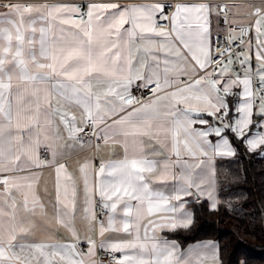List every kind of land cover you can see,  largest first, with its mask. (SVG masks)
Listing matches in <instances>:
<instances>
[{"label": "snow or ice", "instance_id": "obj_1", "mask_svg": "<svg viewBox=\"0 0 264 264\" xmlns=\"http://www.w3.org/2000/svg\"><path fill=\"white\" fill-rule=\"evenodd\" d=\"M5 7L9 11L0 14V264H97L98 248L110 264H193L177 255L175 241L156 231L191 225L192 216L180 203L186 196L207 191L210 209L216 210L214 158L236 155L229 133L247 151L264 153L261 20L255 21V52L250 43L238 54L241 76L228 67L234 63L230 49L225 62L210 41L213 9L226 14L227 5L109 2L91 3L86 12L69 4ZM25 13L37 16L26 22ZM133 86L151 92L147 102L132 95ZM64 133L73 146H91L83 133L95 137L97 151L101 142L119 144L124 155L98 165L86 158L78 164L77 180L56 148ZM143 137L159 148L145 151ZM42 144L51 153L47 164L39 155ZM165 152L162 160L148 158ZM42 166L55 170L52 198L40 195L37 175H5ZM169 182H174L169 192L153 190V184ZM77 222L84 226L83 237ZM54 226L63 227L70 242H60ZM97 231L101 237L112 232L126 238L101 239L98 245L92 236ZM37 232L55 242L37 241ZM198 247L220 264L216 244Z\"/></svg>", "mask_w": 264, "mask_h": 264}, {"label": "crops", "instance_id": "obj_2", "mask_svg": "<svg viewBox=\"0 0 264 264\" xmlns=\"http://www.w3.org/2000/svg\"><path fill=\"white\" fill-rule=\"evenodd\" d=\"M13 3L11 4H19L21 6L24 5H33V6H39L41 4H49V5H58V4H69V5H80L84 6L83 11H87V5L91 3H109V2H118L122 6H129V5H141V4H153V3H163V4H170L173 7L177 4H199V3H206L209 5H215L212 0H12ZM10 5V4H9ZM228 12L230 14V17L228 18V22L232 25H239L241 27H248L250 30V36L248 42L244 46L243 52H247L249 49V44L251 43L252 51L255 52L256 49V27H255V21L260 19L262 25H264V12L260 14V16H255L252 13L255 11V9H264V0H253L249 2H241V3H232L227 6ZM9 10L4 5H0V14L7 13ZM214 12L215 9H213V12L209 18V30H210V41L212 39V36L215 33L223 31L222 27L217 26L215 19H214ZM169 16H171L172 11L169 10L168 12ZM37 16L36 13H25V20L26 22L35 19ZM37 27L40 26V21L37 20ZM262 31H264V27H262ZM234 36L238 35L237 32L232 33ZM38 36V34H37ZM261 39H264V36H261ZM38 47V45H37ZM253 64H256L257 62L253 59ZM229 69H233L231 65H228ZM241 74V76H243ZM15 83V82H14ZM242 86L240 89H235V91H241ZM230 99H236L235 97H230ZM73 112H75L76 116L79 118L80 112L76 109H72ZM206 119H209L213 124H215V121L212 120V118L205 117ZM261 118L259 116L256 117V120H260ZM62 127V126H61ZM197 128L200 126L197 125ZM230 134H228L230 139ZM232 135V134H231ZM145 141L146 147L145 151H150L152 147L159 148V145L156 144L155 140H149L148 137L142 138ZM210 139L215 143L217 141L216 137H210ZM91 146H88V144H84L83 147L80 145L73 146V141L67 139V133H64V139H61L59 141H56V148L58 152H64L66 155V159L63 161L67 164L68 169L70 173L73 174V176L79 180V173L77 171L79 162L84 161L86 158L90 159L95 165H98L101 160L107 162L110 160H116L123 157L124 152L123 148L117 144V145H109L104 146L101 142L100 150L97 151L96 149V140L95 137L89 141ZM234 147V146H233ZM235 149V148H234ZM39 155L40 158L45 161L47 164L48 161L52 159L51 153L46 149V147L42 144L39 149ZM169 153L165 152L164 156L161 155H149V159L154 160H162L165 156H168ZM231 157H215L214 158V167H215V173H216V164L217 160L219 159H226ZM175 159V157H173ZM183 159L187 160L191 164L198 163V160L192 159L190 157H187L186 155L183 157ZM204 159V158H202ZM21 167L24 165V161L18 162ZM207 163V161H206ZM202 167H204L202 165ZM178 171V169H177ZM196 171H200V169H197ZM5 175H14V176H28V175H37L39 177L38 180V189L39 193L42 196H45V198H52L54 195V184L56 180V174L55 170L51 166H42L38 169H33L31 172L29 171H21L17 173H8ZM172 183L169 182L167 184H159L155 183L152 185L153 190L155 191H163V192H169L171 190ZM2 189V186L0 187ZM195 193V189L192 190ZM12 195L15 196L18 202L22 201L23 197L16 192L15 189H12ZM213 195L217 200V193H216V184L213 191ZM197 200H206L208 204L210 205L211 201L208 198L207 191H205L203 194H194L192 196H186L184 197L183 201L180 203L184 204V211L188 212L192 216V223H193V214L190 205L194 203ZM133 204H135V201H132ZM173 205L177 204L178 202L173 201ZM97 208L99 209V204H97ZM20 215L23 216L24 213L21 210ZM167 215H173L172 213H167ZM122 218V217H121ZM146 222V221H145ZM191 223V225H192ZM190 225V226H191ZM189 226V227H190ZM55 227V226H54ZM77 229L79 230L81 237H83L84 234V226L77 222L76 224ZM179 229H185V228H179ZM56 230V238L60 240V242H70V234L63 228V227H55ZM178 230V229H176ZM176 230H168V229H157L156 235L158 237H162L168 241H175V243L178 245L177 249V255L180 256L182 259H189L195 264V261L197 260H203V264H215V262L212 259L211 253L202 247H198L200 245L208 244V243H214L218 246L217 242L213 240H202V241H196L191 242L186 245H180L175 239L171 238L168 234L171 232H174ZM141 236H143V229H141L140 232ZM151 235V233H150ZM93 238L97 241V244L99 245V242L101 239H104L106 242L115 241L117 239H123L126 238L125 234L120 233H112V232H106L104 234V237H101L97 232L92 233ZM34 239L37 241L44 240L46 242L52 243L55 241H49L47 239V234L42 232L35 233ZM84 246V245H81ZM219 250V247H218ZM98 248L97 254L101 252ZM97 256V255H96ZM219 256V251H218ZM97 264H99L97 262ZM107 264V263H103Z\"/></svg>", "mask_w": 264, "mask_h": 264}, {"label": "trees", "instance_id": "obj_3", "mask_svg": "<svg viewBox=\"0 0 264 264\" xmlns=\"http://www.w3.org/2000/svg\"><path fill=\"white\" fill-rule=\"evenodd\" d=\"M230 140L236 155L216 164V210L195 201L192 225L168 235L183 246L217 242L220 264H264V153L247 151L231 134Z\"/></svg>", "mask_w": 264, "mask_h": 264}, {"label": "built area", "instance_id": "obj_4", "mask_svg": "<svg viewBox=\"0 0 264 264\" xmlns=\"http://www.w3.org/2000/svg\"><path fill=\"white\" fill-rule=\"evenodd\" d=\"M249 1H253V0H212V2L215 5H227V6L232 3H241V2H249ZM11 3H13L12 0H0V5L5 6ZM229 17L230 14L228 12V9L226 14L217 15L216 11L214 12L215 22L217 26L223 28V31L215 33L212 36L211 43H212L213 51L219 49V51H216V55L219 56L221 53H223V58L225 62L229 59V52L225 50L230 49V54L234 61V63L231 64L232 68L240 72V74H243L244 73L243 69L241 68V65L239 63V60L242 59V57H240L238 54L243 52L244 46L249 40L250 30L248 27H241L239 25L230 24L228 22ZM242 29L245 30V34L243 35L241 33ZM233 32H237L238 35L234 36L232 34ZM229 37H232V39L229 40ZM241 40L243 41V43H241ZM132 95H134L140 101V103H145L147 102V99L151 97L152 94L148 89H144V88L137 89L135 86H133ZM80 135L84 141H89L94 138L93 136L84 135L83 133H81ZM97 214L98 215L101 214L99 209ZM82 248H84V250L86 251V246H82ZM96 260L99 264H103V263L110 264L109 255L103 251L97 254Z\"/></svg>", "mask_w": 264, "mask_h": 264}]
</instances>
